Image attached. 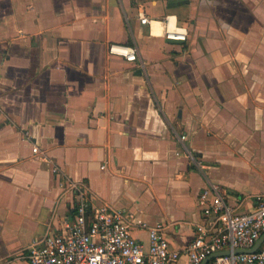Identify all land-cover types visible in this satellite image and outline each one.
Wrapping results in <instances>:
<instances>
[{"label": "crops", "instance_id": "obj_1", "mask_svg": "<svg viewBox=\"0 0 264 264\" xmlns=\"http://www.w3.org/2000/svg\"><path fill=\"white\" fill-rule=\"evenodd\" d=\"M211 182L239 212L264 192V0H0V264H29L80 195L181 249Z\"/></svg>", "mask_w": 264, "mask_h": 264}, {"label": "built area", "instance_id": "obj_2", "mask_svg": "<svg viewBox=\"0 0 264 264\" xmlns=\"http://www.w3.org/2000/svg\"><path fill=\"white\" fill-rule=\"evenodd\" d=\"M139 18L143 24L153 23L144 13ZM162 23L167 39L187 40L188 28L173 25L170 15ZM109 50L128 60L137 57L133 45L113 43ZM255 200L252 210L239 212L229 205L222 186L211 182L200 196L204 220L183 248L172 249L164 223L149 225L125 210L94 207L80 195L73 218L60 231L33 240L26 258L29 264H180L185 256L184 264H202L215 252L230 249L206 264H264V243L255 252H234L253 247L264 233V192ZM135 229L147 231L148 243L132 234Z\"/></svg>", "mask_w": 264, "mask_h": 264}, {"label": "water", "instance_id": "obj_3", "mask_svg": "<svg viewBox=\"0 0 264 264\" xmlns=\"http://www.w3.org/2000/svg\"><path fill=\"white\" fill-rule=\"evenodd\" d=\"M263 243H264V233L257 240V242L254 244L253 247H251V248H237L234 250V252H255ZM230 252H231L230 249L217 251L214 254H212L211 256H209L202 264H206L210 259H212L215 256L225 255V254H228Z\"/></svg>", "mask_w": 264, "mask_h": 264}]
</instances>
